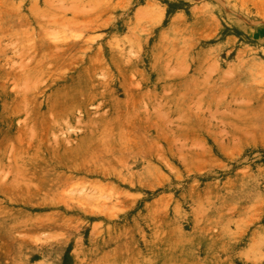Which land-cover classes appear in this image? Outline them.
Segmentation results:
<instances>
[{"label":"rangeland","instance_id":"obj_1","mask_svg":"<svg viewBox=\"0 0 264 264\" xmlns=\"http://www.w3.org/2000/svg\"><path fill=\"white\" fill-rule=\"evenodd\" d=\"M45 45L53 55H36ZM0 53V99L27 104L19 123L56 121L53 137L72 151L91 129L84 184L73 171H44L41 186L0 171L10 248L33 255L47 213L84 202L75 195L124 211L158 178L220 223L209 228L222 244L264 242V0H0Z\"/></svg>","mask_w":264,"mask_h":264},{"label":"crops","instance_id":"obj_2","mask_svg":"<svg viewBox=\"0 0 264 264\" xmlns=\"http://www.w3.org/2000/svg\"><path fill=\"white\" fill-rule=\"evenodd\" d=\"M137 9L133 11L134 18L139 15ZM53 50V45H45L36 55H53ZM1 55L7 54L2 52ZM11 75L23 80L27 73L20 70ZM34 75L39 73L34 72ZM148 90L153 89L142 91ZM26 105L22 100L0 99V148L8 147L11 151L10 154L0 153V171L33 175L41 180L39 186L44 181V171L51 175L73 171L75 182L84 184L85 173L90 168L82 158L87 156L84 146L88 144L86 138L91 129L85 131V140L78 139L76 151L69 150L64 140L53 137L56 121L44 123L42 117L35 116L19 123L24 118L21 109ZM161 181L158 178L152 183V189L158 188L147 200L139 203L136 199L134 205L132 200L125 202L124 211L114 213L105 212L104 208L91 209L90 198L73 196V202L80 199L84 202L70 204L68 212L61 208L47 213L52 222L45 236L47 240L36 243L30 257L25 251L26 244L10 248L4 237L5 229H0V264H264V242L251 243L258 238L255 233L245 237L242 243L222 244L219 235L209 228L220 223L196 218L193 201H187L181 194L170 195L161 189L164 187L160 186L164 184ZM106 182L100 177L96 180L99 189L106 187ZM114 185L120 189L123 186ZM124 187L129 189V186ZM216 198L211 196V199ZM229 198L233 197H227L228 204ZM242 199L241 204L247 196ZM192 200L198 198L192 197ZM228 221L230 224L234 220L229 218ZM260 238L259 235L261 241Z\"/></svg>","mask_w":264,"mask_h":264},{"label":"bare ground","instance_id":"obj_3","mask_svg":"<svg viewBox=\"0 0 264 264\" xmlns=\"http://www.w3.org/2000/svg\"><path fill=\"white\" fill-rule=\"evenodd\" d=\"M138 12H139V8H138V10H137ZM140 12H142L141 10H140ZM137 16V15H136ZM138 17V16H137ZM175 20V19H174ZM54 48H56L55 46H54ZM58 49V48H57ZM59 50V49H58ZM84 51V50H83ZM54 52H55V50H54ZM52 53V52H51ZM56 54V53H55ZM136 197V196H135ZM133 199V198H132ZM48 200H50V199H48ZM60 200V198L57 200V201H59ZM52 201V200H51ZM55 201V200H54ZM56 203V202H55ZM174 213V212H173Z\"/></svg>","mask_w":264,"mask_h":264}]
</instances>
